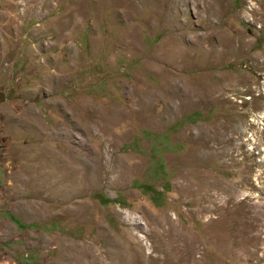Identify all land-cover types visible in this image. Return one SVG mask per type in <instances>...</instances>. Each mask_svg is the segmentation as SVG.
Wrapping results in <instances>:
<instances>
[{"label":"rangeland","instance_id":"374dc122","mask_svg":"<svg viewBox=\"0 0 264 264\" xmlns=\"http://www.w3.org/2000/svg\"><path fill=\"white\" fill-rule=\"evenodd\" d=\"M205 1L0 0V264H264V0Z\"/></svg>","mask_w":264,"mask_h":264},{"label":"bare ground","instance_id":"6f19581e","mask_svg":"<svg viewBox=\"0 0 264 264\" xmlns=\"http://www.w3.org/2000/svg\"><path fill=\"white\" fill-rule=\"evenodd\" d=\"M202 11L204 13L203 21L205 23H207L208 19L211 18L212 16H214V12H213L210 4L207 2V0L205 1V4L203 5ZM209 36L210 35L208 33L204 34L203 36H201V40L203 42H206V41L209 40V38H210ZM74 152H75V150H74ZM41 155H42V164L41 165H42L44 171L42 173L38 174V177L40 178V183H38V186L40 188L39 192L41 194H43L44 196H46V197L55 198V199H58L59 201L60 200H64L65 199L64 195H67L68 188H69V186H70V184L72 182V175L77 174L78 173V169L75 170V169H71L70 168V167H73L71 165H75L73 162L70 161L71 159L67 162V165L61 166L60 164L58 165V163L56 161L58 156L56 157V155H53V154H50V153H47V152L46 153H41ZM67 158H69V157H67ZM67 158H65V159H67ZM77 159H79V158H77ZM162 234L168 235V231L167 232H165V231L163 232L162 231ZM181 248H183L185 250V252L188 254V249H187L186 244L182 243ZM183 260H184L183 254L179 253V257H177V259L175 261V264H181L183 262ZM165 264H168L167 260H165Z\"/></svg>","mask_w":264,"mask_h":264},{"label":"trees","instance_id":"16d2710c","mask_svg":"<svg viewBox=\"0 0 264 264\" xmlns=\"http://www.w3.org/2000/svg\"><path fill=\"white\" fill-rule=\"evenodd\" d=\"M193 115H196V114H193ZM145 188H148V186H145ZM150 189L154 194L156 195H160L161 193L159 192H156L155 190H153V188H148ZM102 204H106V203H109L110 201L107 200V199H102L101 200ZM11 220L14 222V224L19 227V228H25V226L23 224H21L15 217H11Z\"/></svg>","mask_w":264,"mask_h":264}]
</instances>
